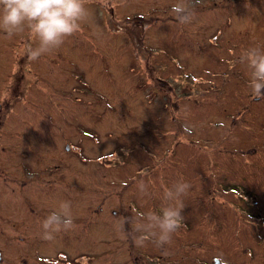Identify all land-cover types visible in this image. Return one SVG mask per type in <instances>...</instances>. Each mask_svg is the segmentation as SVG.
Instances as JSON below:
<instances>
[{
	"label": "rangeland",
	"instance_id": "1",
	"mask_svg": "<svg viewBox=\"0 0 264 264\" xmlns=\"http://www.w3.org/2000/svg\"><path fill=\"white\" fill-rule=\"evenodd\" d=\"M176 2L85 0V7L91 3L94 10L37 67L27 66L35 74L25 75L17 91L18 32L7 38L0 31V193L5 195L0 202V250L10 264L11 256L15 264L23 258L43 264L44 257L55 258L58 252L75 257L83 250L93 253L91 264H183L186 256L187 264H197L200 231L206 237L204 259L210 263L219 212L208 186L220 146L223 163L230 159V94H217L212 80L229 65L233 34L207 31L202 24L195 25L199 34L183 28L172 12ZM205 2L187 5L199 11L207 8L202 7ZM112 6L119 21L153 11V19L169 17L176 25L167 30L168 21L151 24L143 36L147 50L138 55L125 33L108 28ZM132 34L141 39L142 34ZM216 106L226 108L216 112ZM80 152L90 160L78 156ZM21 162L39 175L25 173ZM141 180L147 195L139 193ZM178 181L190 185L176 202L183 206L182 226L163 248L151 242L137 246L138 233L124 218L160 213L164 191ZM23 200L35 208L28 213V224L8 208L13 205L18 212ZM62 201L70 202L75 227L45 240L41 221ZM188 236L187 254L183 243ZM22 237V243L15 241Z\"/></svg>",
	"mask_w": 264,
	"mask_h": 264
},
{
	"label": "flooded vegetation",
	"instance_id": "2",
	"mask_svg": "<svg viewBox=\"0 0 264 264\" xmlns=\"http://www.w3.org/2000/svg\"><path fill=\"white\" fill-rule=\"evenodd\" d=\"M199 1H206L202 7L207 8H202L199 11L189 8L191 20L187 24L184 23L182 27L185 29L191 28L193 33L199 34V28H195V25L202 24L203 28L207 31L217 28V30L220 29L223 32H231L233 39L228 48L229 65H225L226 68H221L215 73V79L212 80L214 91L217 94H220L219 92L222 90H228L230 94V105L227 107L230 114L228 138L230 159L228 164L223 163V158L219 156L223 154L222 147L220 146L217 158L214 161L216 168L213 175V184L208 186V191L214 193L215 206L217 212H219L215 216L214 232L212 234L215 253L210 263L204 259L206 258V252L202 248L204 247L202 241H205L206 237L204 232L200 231L196 235L197 241L200 242V249L195 250L198 252L196 258L197 264H264V97H257L252 94L248 86L249 70L244 64L239 62L241 53L249 48L255 47L264 50V0H184L189 5L195 2L199 3ZM89 5L90 8L88 10H94L93 5L91 6V3ZM152 13L153 11L149 15L133 14L131 18L126 17L122 21L126 19L131 20L133 23L132 27L137 32L142 31L144 33L149 30L151 24L158 22L163 23L168 21L172 23L166 26L167 30L176 25L169 17L162 21L153 19ZM108 17L113 18V21L121 22L114 15L113 6L109 9ZM109 23L108 28L110 31L115 32L114 26H111ZM213 23L216 26H212ZM116 32L121 31L118 29ZM2 33L7 37L3 31ZM17 38L19 39L18 47H16L14 52L15 62L17 63V67L19 66V71L14 74L17 81L15 84L17 85L16 91L20 87V81L25 75L30 73L35 74L31 69H28V65L33 63L37 67L41 59L45 58L44 54L36 60H32L29 57L27 50L30 46L36 47L37 40L30 30H27V27L23 31L18 32ZM198 56L196 55L195 57ZM222 59L223 57L220 56L218 64L221 63ZM20 64H22L21 67ZM23 67L27 68L26 73L21 72ZM13 107L14 104L12 105V109ZM225 108L226 106L221 108L216 106V112ZM216 123L219 131H221V127L223 126L222 121ZM78 156L90 160V158L83 156L82 152ZM7 160L13 159L9 158ZM89 160L85 162L81 161L86 163ZM20 166L29 175H39V173L36 174L37 170L25 162H21ZM204 177L208 179L207 176ZM3 194L0 193V202L5 196ZM231 199L234 201L232 202ZM223 204H225L224 208L227 209L224 213L222 209ZM32 206H30L29 202L23 200L22 205L20 203L16 208L18 212H14L13 205L8 206V208L12 216L14 213V215H18L19 217H25L27 219L25 223L28 224V220L30 219L28 218V213L35 210ZM229 207L231 210H234L236 215L228 209ZM222 213L223 215L226 214L225 222L222 218ZM86 218H88V215ZM222 224L226 226L223 228ZM34 234L38 236L37 232ZM185 234L187 235L186 232ZM186 235L183 237H186ZM208 235L211 238L210 234ZM18 240L16 239L15 241L22 243L23 237ZM188 240L189 236L187 239L185 238L183 243V250L187 248V254L191 251ZM3 254V250H0V264L6 262L10 264V261H7L9 258L6 260L5 254ZM92 255L93 253H90L89 250H83L76 254L75 257L65 252H58L55 258L44 257L42 263L91 264ZM3 256L6 261H4ZM34 256L37 261H40L38 254H34ZM186 257L183 264H187L188 262L189 256ZM10 260L15 262L12 256ZM25 260L26 258H23L20 263L28 264ZM13 261L12 264H15Z\"/></svg>",
	"mask_w": 264,
	"mask_h": 264
},
{
	"label": "clouds",
	"instance_id": "3",
	"mask_svg": "<svg viewBox=\"0 0 264 264\" xmlns=\"http://www.w3.org/2000/svg\"><path fill=\"white\" fill-rule=\"evenodd\" d=\"M172 12L182 23L191 20L189 6L184 0H177ZM88 16L85 0H0V31L10 38L27 27L37 40V46H30L27 50L32 60L59 48L66 38L79 30L81 22ZM239 62L249 70L248 86L252 94L264 97V50L249 48L241 53ZM137 188L142 196L148 194L144 181H139ZM189 188L188 183L178 181L164 191L165 205L160 213L137 212L124 218L123 223L129 224L133 233H138L134 236L137 246L151 242L163 248L171 243L173 234L182 226L184 219L181 214L183 206H177L176 202L187 194ZM74 227L71 204L62 201L41 221L42 238L51 241L56 233Z\"/></svg>",
	"mask_w": 264,
	"mask_h": 264
},
{
	"label": "trees",
	"instance_id": "4",
	"mask_svg": "<svg viewBox=\"0 0 264 264\" xmlns=\"http://www.w3.org/2000/svg\"><path fill=\"white\" fill-rule=\"evenodd\" d=\"M109 22H110L109 24L111 26H114V29H116V31L119 29L121 32L125 33L130 38L131 44L133 45V48H134L135 52L138 53V55H139V53L142 54V50L144 51V53L146 52L147 49L144 47V43H143L144 32H142V31L137 32L135 30V28L132 27L133 23L131 20L126 19V20L121 21V22H116V21H113V18H109ZM132 33L142 34L141 39H140V37H138V39L136 40L133 37ZM140 58H142V57H140Z\"/></svg>",
	"mask_w": 264,
	"mask_h": 264
}]
</instances>
